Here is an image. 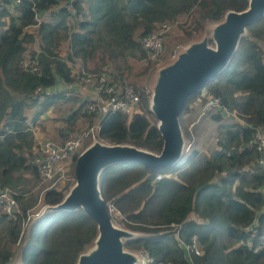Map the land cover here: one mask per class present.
<instances>
[{
	"label": "trees",
	"instance_id": "16d2710c",
	"mask_svg": "<svg viewBox=\"0 0 264 264\" xmlns=\"http://www.w3.org/2000/svg\"><path fill=\"white\" fill-rule=\"evenodd\" d=\"M246 4V0H22L11 6L10 0H0V187L16 191L20 207L14 220L0 213V264H73L96 233V222L80 209L48 213L28 231L24 228L29 213L58 202L66 189L44 191L40 198L29 193L28 186L39 175L31 162L33 125L51 109L61 124L59 131L65 133H80L97 118L81 97L67 91L45 93L74 81L71 66L59 59L60 51L67 60L95 61L97 72L121 74L131 59L146 56L138 37L161 22L195 10L193 28L183 32L186 40L200 34L204 21ZM247 29L248 36L241 39L229 65L188 99L179 116L189 144L193 137L182 115L192 101L203 104L216 97L226 111L236 114L231 123H221V112L211 114L219 124L209 155L192 149L170 167L150 169L125 162L101 174L102 196L120 212L123 226L151 234L126 243L145 255L146 264H264V244L258 240L264 230V170L256 166L259 152L246 145L256 130H264V16ZM26 58L37 61L30 65L32 71L23 66ZM143 104L130 116L115 112L98 118L99 138L160 150L162 138L146 97ZM193 244L200 255L191 251L188 260L183 245Z\"/></svg>",
	"mask_w": 264,
	"mask_h": 264
},
{
	"label": "water",
	"instance_id": "95a60500",
	"mask_svg": "<svg viewBox=\"0 0 264 264\" xmlns=\"http://www.w3.org/2000/svg\"><path fill=\"white\" fill-rule=\"evenodd\" d=\"M239 10L226 9L219 19L204 21L200 34L183 42L174 55L148 77L147 109L162 138L158 151L131 143L89 142L74 164V182L53 204H43L31 214L26 231L51 212L87 213L96 233L83 246L73 264H145V255L126 243L151 234L116 224L109 215L100 188L102 172L109 166L132 162L150 169L175 165L187 151L188 140L179 116L188 99L214 80L230 63L248 26L264 16V0H246Z\"/></svg>",
	"mask_w": 264,
	"mask_h": 264
},
{
	"label": "built area",
	"instance_id": "2783aa9c",
	"mask_svg": "<svg viewBox=\"0 0 264 264\" xmlns=\"http://www.w3.org/2000/svg\"><path fill=\"white\" fill-rule=\"evenodd\" d=\"M22 0H10L11 6H17ZM64 7L70 9L69 3H65ZM178 18L173 21H164L157 25V27L138 37V41L146 51V56L141 60L144 64L142 67L143 73L149 72L154 68L160 66L165 60L170 59L180 44L172 46L168 52H164L167 38L177 28ZM188 25L190 21H188ZM193 25H191V28ZM59 59L66 60L71 66L74 81L63 86H55L52 89H46L45 93H57L60 91H67L73 95L83 98L87 101L86 110L93 113L97 118L95 122L88 128H85L80 133H66L61 140L45 141L41 143L38 148V156L31 162L38 168V178L42 184L46 186L44 191L71 184L74 182L75 175L73 174L74 158L78 156L81 150L85 147L84 141L86 139L99 138V123L98 118L110 113L119 112L130 116L134 111L140 108L145 97L148 95L146 87L147 77H142L133 82L134 72L123 71L117 74L116 78L112 77L108 72L104 71H88L87 65L81 60L74 59L73 61L65 58L64 52L58 54ZM264 60V50L262 53ZM133 59H137L134 57ZM36 59H28L24 61L23 66L30 71V65L36 64ZM75 66V67H74ZM136 80V79H134ZM41 99V97H40ZM221 112L224 118L236 120L237 116L234 112H228L221 105L219 98L209 97L202 104L201 114L209 113L217 114ZM248 148H253L259 152L256 161V166L264 170V130H256L254 136L246 144ZM75 164V162H74ZM161 176H156L160 179ZM17 192L12 188L4 186L0 187V213L7 216L8 219H16L20 213V207L16 199ZM40 201V199H39ZM38 201V202H39ZM41 207V206H40ZM106 207L109 215L114 217H121L120 212L115 208L114 204L109 201L106 202ZM27 217L24 228L28 222L30 215ZM260 243L264 244V230L258 235ZM186 256L190 260V252L200 255V250L197 245L193 244L191 247L183 245ZM146 264V258H145Z\"/></svg>",
	"mask_w": 264,
	"mask_h": 264
},
{
	"label": "rangeland",
	"instance_id": "374dc122",
	"mask_svg": "<svg viewBox=\"0 0 264 264\" xmlns=\"http://www.w3.org/2000/svg\"><path fill=\"white\" fill-rule=\"evenodd\" d=\"M197 16H198L197 12H195V10L192 9L190 14L178 18L177 28L167 38L164 52H168L172 46H175L176 44L181 45L183 42L188 40V39H186V40L184 39V36H183L184 29L187 28L188 30H190L191 26L188 25V21L192 20V22H193V19H195V17H197ZM31 48H32V45H31ZM61 52H63V51H60V53ZM28 58H26V60H25L26 62H27ZM167 60H165V61H167ZM95 65H96L95 61L87 64V68L89 69L88 71H95L96 70ZM143 66H144V64L141 60H138V59H136V60L131 59L130 60L129 68L127 71L128 72H131V71L134 72V79H136V80L133 79L132 80L133 82L136 83V81L142 77H147L146 81L148 80V77H149L150 72L152 70L149 72L143 73V70H142ZM146 101H147V97H146ZM142 105H144L143 102H142ZM51 110L47 111L48 116H49L48 118H52L53 116L58 117L55 114V112L53 113V112H51ZM197 112H194L189 117H186L184 114L182 115L183 124L187 128V131L190 132L191 134H193L194 136H196V140H194L192 138V141L187 145V151L189 152L192 149H196V150L203 152L206 155H209L211 153V151H213V149L216 146V144H215L216 143V133H217L216 128H217L218 124H215L214 122H212L211 118H206L204 120H200L198 123L194 124V126H193L191 123H192V120H195L198 118L197 114H199V113H197ZM28 116H31V113H29ZM153 120H154V117H153ZM195 122H196V120H195ZM221 123H223V122H221ZM180 124H181V122H180ZM83 125L84 124L81 125V129L83 128ZM181 126H182V124H181ZM182 129H183V127H182ZM38 131H39V128H38ZM186 139H187V137H186ZM89 142H91V139H86L84 141V146H86ZM41 143H43V141H40V144ZM71 184H65L62 186H57V189L58 188L61 189V188L66 186V189L64 190L66 192L68 187ZM27 189L31 195H34V196L38 195V197L40 198L42 196V193L44 192V189H46V186L44 184H42L41 181L39 180V178L37 177L36 180L33 181L28 186ZM113 221L116 224L123 226V224H122L123 219L121 217H119V218L114 217Z\"/></svg>",
	"mask_w": 264,
	"mask_h": 264
},
{
	"label": "crops",
	"instance_id": "0c3cea01",
	"mask_svg": "<svg viewBox=\"0 0 264 264\" xmlns=\"http://www.w3.org/2000/svg\"><path fill=\"white\" fill-rule=\"evenodd\" d=\"M261 47L264 50V43L261 44ZM87 64H89V63H86V65ZM110 75L114 78H116L118 76L115 72H113ZM146 83H147V81H146ZM201 107H202V104L200 101H198V100L192 101L191 103H189L188 109L184 113V115L186 117H189L194 112L198 111L197 113H199V114H197L198 118L195 119L196 122H195V120H192L191 124L193 126H194V124L198 123L200 120H204L206 118H211L209 113H206L203 115L200 113ZM51 112H53V111L51 110ZM48 117H49L48 113H46L43 116H40L39 119L37 120V122L32 127V130H33L34 135H35V144L32 148L33 157L31 158V160H33L36 156H38V148L41 145L40 141H43V142H45V141H57V140L59 141L66 134L64 131H62V132L59 131L58 128L61 126V124L57 120H54V117H52V118H48ZM211 121L214 122L215 124H219V122H216L213 119H211ZM221 122L231 123V122H234V120H232L230 118H224V119H222ZM38 128H39L40 132L38 131ZM192 137L194 140H196V136H194L192 134Z\"/></svg>",
	"mask_w": 264,
	"mask_h": 264
}]
</instances>
